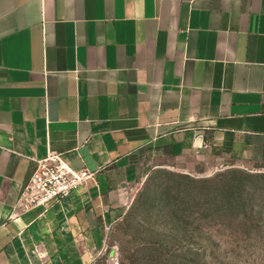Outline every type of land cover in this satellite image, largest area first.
Instances as JSON below:
<instances>
[{
  "label": "crops",
  "instance_id": "1",
  "mask_svg": "<svg viewBox=\"0 0 264 264\" xmlns=\"http://www.w3.org/2000/svg\"><path fill=\"white\" fill-rule=\"evenodd\" d=\"M49 151L95 176L14 212ZM264 167V0H0V264H93L153 172Z\"/></svg>",
  "mask_w": 264,
  "mask_h": 264
},
{
  "label": "rangeland",
  "instance_id": "2",
  "mask_svg": "<svg viewBox=\"0 0 264 264\" xmlns=\"http://www.w3.org/2000/svg\"><path fill=\"white\" fill-rule=\"evenodd\" d=\"M93 264H264V167L153 171Z\"/></svg>",
  "mask_w": 264,
  "mask_h": 264
},
{
  "label": "built area",
  "instance_id": "3",
  "mask_svg": "<svg viewBox=\"0 0 264 264\" xmlns=\"http://www.w3.org/2000/svg\"><path fill=\"white\" fill-rule=\"evenodd\" d=\"M31 160L35 162V170L14 205V212L17 213L37 207L47 208L66 199L78 187L86 186L87 181L96 174L86 168H72L60 154L51 151L44 159Z\"/></svg>",
  "mask_w": 264,
  "mask_h": 264
},
{
  "label": "trees",
  "instance_id": "4",
  "mask_svg": "<svg viewBox=\"0 0 264 264\" xmlns=\"http://www.w3.org/2000/svg\"><path fill=\"white\" fill-rule=\"evenodd\" d=\"M144 198H145V195H144V193H142V194L139 196V199H140L139 203H140V204H142V201L144 200Z\"/></svg>",
  "mask_w": 264,
  "mask_h": 264
}]
</instances>
